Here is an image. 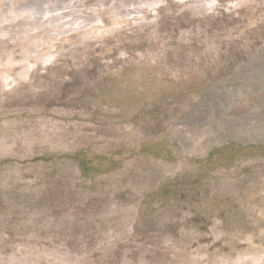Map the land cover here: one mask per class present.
Segmentation results:
<instances>
[{
	"label": "rangeland",
	"instance_id": "374dc122",
	"mask_svg": "<svg viewBox=\"0 0 264 264\" xmlns=\"http://www.w3.org/2000/svg\"><path fill=\"white\" fill-rule=\"evenodd\" d=\"M36 1L0 0V264H264V0Z\"/></svg>",
	"mask_w": 264,
	"mask_h": 264
},
{
	"label": "bare ground",
	"instance_id": "6f19581e",
	"mask_svg": "<svg viewBox=\"0 0 264 264\" xmlns=\"http://www.w3.org/2000/svg\"><path fill=\"white\" fill-rule=\"evenodd\" d=\"M110 1V0H108ZM144 0H121V3L124 5H130V4H140ZM62 0H38L33 4H23L22 6L18 7L17 9H12L10 6H8L5 10V14L14 21L15 19H18V17H23L24 23L26 24V30L24 31H30L38 25L39 23L43 22L46 16V22L58 25L61 23H64L66 15L62 13H57L62 6ZM118 15H125L129 14L126 10H118ZM8 18V17H7ZM7 18L4 17L2 19L4 22L7 20ZM24 33V32H23Z\"/></svg>",
	"mask_w": 264,
	"mask_h": 264
}]
</instances>
